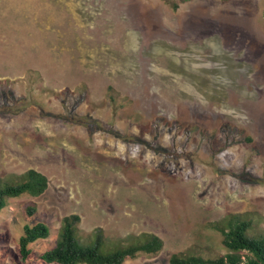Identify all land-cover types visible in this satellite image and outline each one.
Returning a JSON list of instances; mask_svg holds the SVG:
<instances>
[{"label":"rangeland","instance_id":"1","mask_svg":"<svg viewBox=\"0 0 264 264\" xmlns=\"http://www.w3.org/2000/svg\"><path fill=\"white\" fill-rule=\"evenodd\" d=\"M31 169L49 187L0 213V264H46L73 215L82 242H164L124 264L224 256L229 214L264 233V0H0V178Z\"/></svg>","mask_w":264,"mask_h":264},{"label":"trees","instance_id":"2","mask_svg":"<svg viewBox=\"0 0 264 264\" xmlns=\"http://www.w3.org/2000/svg\"><path fill=\"white\" fill-rule=\"evenodd\" d=\"M49 187L47 176L31 169L20 176L0 178V213L9 201L25 195L39 197ZM32 215L33 207L28 208ZM80 217L68 216L63 220L53 248L44 252L40 261L46 264H124L141 255L159 254L164 247L162 239L154 234L131 237L126 244L111 243L97 232L90 242H82L79 235ZM250 214H229L223 220L210 224L222 237L227 253L210 259L195 254H174L171 264H264V233L255 232ZM19 239V251L24 261L32 254L31 245L52 236L51 228L43 222L25 225Z\"/></svg>","mask_w":264,"mask_h":264}]
</instances>
